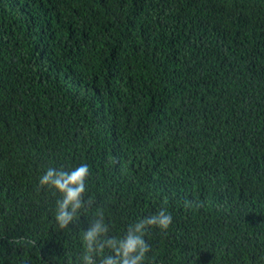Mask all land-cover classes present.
I'll return each mask as SVG.
<instances>
[{"label": "trees", "instance_id": "16d2710c", "mask_svg": "<svg viewBox=\"0 0 264 264\" xmlns=\"http://www.w3.org/2000/svg\"><path fill=\"white\" fill-rule=\"evenodd\" d=\"M82 162L61 229L37 181ZM160 207L147 264H264V0H0V264H81L97 213Z\"/></svg>", "mask_w": 264, "mask_h": 264}, {"label": "clouds", "instance_id": "9594fccd", "mask_svg": "<svg viewBox=\"0 0 264 264\" xmlns=\"http://www.w3.org/2000/svg\"><path fill=\"white\" fill-rule=\"evenodd\" d=\"M89 171V165L82 162L71 167L48 166L39 175L37 190L47 187L59 193L54 215L61 229L70 226L78 211L91 202L90 198L84 199ZM171 223V213L160 207L151 215L128 224L121 235L112 236L108 234L103 213H97L83 229L81 264H147L148 230L153 226L166 230Z\"/></svg>", "mask_w": 264, "mask_h": 264}]
</instances>
